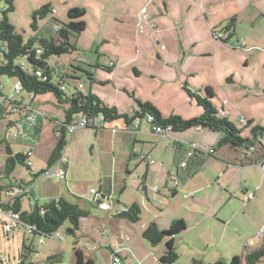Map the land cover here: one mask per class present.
Segmentation results:
<instances>
[{
	"label": "crops",
	"instance_id": "1",
	"mask_svg": "<svg viewBox=\"0 0 264 264\" xmlns=\"http://www.w3.org/2000/svg\"><path fill=\"white\" fill-rule=\"evenodd\" d=\"M257 1L104 0L101 4L91 0L86 4L93 6L95 18L89 17L88 9L84 8L83 19L87 26L78 35L77 43H84L83 39L94 40V48L96 40L103 42L98 48V61L91 66L104 78L87 69L93 78H98V82L104 85L113 80L127 91V95L132 93L141 100L152 102L164 116L178 114L190 119L202 114L203 107L189 96L184 86L192 94L203 96L210 87L214 93L211 102L218 110L222 107L229 110L225 117L230 121L236 124L238 115H244L247 127L252 126V130L264 128V27L261 31L256 27L264 10L257 11ZM80 7L71 2L68 11ZM144 7L148 22L156 27L149 30L145 26L142 33L137 26V16ZM247 21L252 27L241 32L240 25ZM255 29L258 33L253 32ZM216 30L227 31L231 43L215 39L213 32ZM91 31L95 32L94 35L86 37L92 34ZM241 39L244 46L239 45ZM87 58L93 62L89 56ZM81 59L78 57L79 61ZM76 65L83 68L81 64ZM61 66L66 68L64 64ZM13 90L14 85L9 88L10 92ZM92 93L106 104L116 106L120 113L131 115L138 110L134 99L120 97L121 91L116 92L115 97L106 91L102 96L95 89ZM16 95L31 107L28 96L18 92ZM41 111L45 112V109H32L31 113L36 115L37 126L43 128L45 115ZM54 116L58 118V113ZM249 121L251 123H247ZM13 122L15 125L17 121ZM93 130L98 139H104V147L112 154V166L117 175H112L109 187L104 177V184L101 183L98 192L111 197L114 206L110 211L102 210L91 191L88 204L75 201L89 211V215L81 220L82 228L94 226L97 221L104 224V220L109 221L120 206L136 202L142 209L140 221L131 229L136 238L128 235L125 238L126 243L134 240L143 248L142 258H138L136 264H143L146 258L143 252L148 250L139 235H143L152 221L161 229L168 228L175 220L185 222L186 229L175 237V243L179 258L190 259V264L213 263L227 260L232 255L240 256L244 262L250 252L264 247V236L250 241L264 225V210L261 213L259 208L260 204L264 207V178L257 162L261 152L244 157L242 149L234 152L233 147L226 144L216 147L211 156L193 158L186 167H181L179 163L184 160L186 151L192 150L193 143L202 149H210L221 139L222 132L192 127L185 131L171 129L160 135L152 130V125L142 123L135 128L123 119ZM31 135L39 142L42 140V131L38 128ZM253 137L251 131L247 138ZM143 156L153 158L155 163L149 164ZM64 163V177L67 179L69 162L64 160ZM133 173L137 174L136 177ZM14 181L1 184L8 186ZM156 185L157 191L153 189ZM251 192L253 198L247 199ZM132 193L136 195L134 199H131ZM53 198L56 197L46 200ZM33 199L39 203L36 192ZM251 201H255L254 204L251 205ZM23 208L27 209L24 205ZM253 210L256 215L252 225L249 219ZM107 234L103 229L102 235ZM126 243L111 238L110 263L116 255L123 258L125 264L126 256L132 252V247ZM260 264H264V260Z\"/></svg>",
	"mask_w": 264,
	"mask_h": 264
},
{
	"label": "rangeland",
	"instance_id": "2",
	"mask_svg": "<svg viewBox=\"0 0 264 264\" xmlns=\"http://www.w3.org/2000/svg\"><path fill=\"white\" fill-rule=\"evenodd\" d=\"M90 1L91 0H15V8L13 11L8 13V16L11 23L15 26L16 31L22 34L26 39L31 35L33 30L31 27L33 22V12L39 9L42 5L50 4L52 9L56 10L53 14H48L45 18L39 17V24L41 26L48 27L53 21L51 20L52 17L59 19L60 24H64L67 21L68 5L71 2L73 4L78 3V5H81L80 8L88 9L87 15H89V17H94L92 11V9H94L93 6L91 4H86L90 3ZM93 1L95 3H104V0ZM255 7L257 11H259L258 9L263 11L264 0H258ZM4 8L5 2L4 0H0V15L2 9ZM60 10L62 11L59 12ZM249 27H252V25L247 21L240 25V31H248ZM256 27L259 31H261L264 27V16L260 15L258 17ZM253 32H257L256 29ZM94 33L95 32H92V34L86 35V37L93 36ZM75 35L76 37L74 35L70 36V42L75 45L76 49H78L72 53L55 56L53 57L52 62H57L59 65L64 64L66 67L64 68L65 70L70 68L72 64H81L83 68L91 69L92 73H97L98 77L104 78L98 69L96 70L91 66L93 63L98 61V48L103 42H97L96 40L95 47L93 48L92 45L94 44V40L86 39L84 41L83 39L84 43L79 42V44L77 43L79 36L78 34ZM1 55L2 53L0 51V56ZM87 56H89L90 61L93 62H89L87 60ZM78 57H81L82 61H79ZM102 60L104 62V58H102ZM88 63L90 64L89 66ZM66 81L68 83L69 91L72 88V84L70 82H72L73 79L67 78ZM98 81V78L92 81L86 75L80 80L85 93L93 92L95 89V91H98V93L102 96H104V91H106L109 95L115 97L116 92L121 91L122 93L120 97L123 96L126 98L127 96V100L128 98L131 101L133 100V97L131 95H127V91L116 85L113 80L105 83V85L104 83ZM102 81L104 82V80ZM15 82L16 79L13 77L1 76L0 85L5 86L2 90V94L8 97V95L12 92L9 91V88L13 86ZM27 102L31 104V110L40 111L45 109V112L41 111L46 116L45 118L43 115L45 119L44 126L43 128L38 127V129L42 131V140L38 145L31 147L29 146L30 144L21 143L13 137L14 131L17 130L13 121H19L22 118L19 113H10V101L0 95V141L8 139L14 149L21 150L23 152L32 149L30 159L33 162V166L31 168L32 171L38 172L47 169V160L50 152L54 149L59 140V137L56 136L55 133L56 131L61 130V123L64 121L65 114L63 107H59L56 104L55 97L52 93L40 94L34 99L28 97ZM56 113H58V118L57 116H54ZM236 124L239 129H242L241 135L244 138H247V135L251 136L252 126L247 127L246 124H242L237 120ZM27 128V131H29V124H27ZM66 139L67 145L63 154L65 156V162H69V175L66 179L64 176L61 177L58 175L46 174L41 175L38 179H36L34 184L39 204H43L48 201L46 200L48 198H57L59 196H64L71 201L80 200L81 203L86 202L88 204L87 201L88 199H91L90 197L92 196L90 189L94 188L98 191L101 183L104 184V181L109 187L112 175L113 177L117 175L112 166L111 152L104 147V139H98L93 129H82L73 135L66 133ZM239 149L241 148L233 147L234 152L237 150L239 151ZM6 156L5 150L2 149L0 151V182L7 183L10 180L16 181V179H26L29 176V170L26 166L22 165H18L10 177L5 175L2 177V170L5 165ZM104 177L105 180L103 181ZM116 182L118 187V180H116ZM117 192L118 194L120 193L119 188H117ZM135 196V193H132L131 199H134ZM255 201H251L253 202L251 205L254 204ZM28 204L29 201L26 200L23 205L25 208H28ZM259 208L262 213V210H264L262 204H260ZM255 215L256 213L254 210L251 211L252 217L249 220L252 225L255 222V218H253ZM5 222L10 223L11 221L7 215L0 214V264H28L27 262L30 264H77L75 254V248L77 246L84 249L87 255L94 258L97 264H110L112 255V248H110L111 238L121 243L128 242L125 240L127 235L131 237L135 236L136 238L135 231L131 230L135 224L123 218L117 217L115 213L112 214L109 221L104 220V224L98 223L97 221L94 226L87 225L84 228L81 226L76 235L68 233L67 228L70 226V223L69 221H66L59 229L63 240L61 241L51 237H46L43 238L45 239L44 243H41V237L39 235H34L28 232L24 227L16 228L15 230L6 233L4 230ZM103 229L108 232L106 236L102 235ZM139 236L141 241L145 242L148 247L147 252H143L144 254L146 253V258L143 259V264H164L160 261V257L164 254V250L166 248L165 240L157 245H152L142 237L143 235ZM126 244L132 247V252L126 256L125 264L139 263L138 258H142L140 253H142L143 249L140 247V242L133 240ZM117 252H120L119 247L117 248ZM123 254L125 256L124 252ZM54 256H58L56 259L59 260L53 258ZM154 256L156 259H154ZM232 257L233 255L229 256L227 260H230ZM262 260H264V258ZM244 262H246V258H244ZM190 263V259L186 257L179 258L176 261V264Z\"/></svg>",
	"mask_w": 264,
	"mask_h": 264
},
{
	"label": "trees",
	"instance_id": "3",
	"mask_svg": "<svg viewBox=\"0 0 264 264\" xmlns=\"http://www.w3.org/2000/svg\"><path fill=\"white\" fill-rule=\"evenodd\" d=\"M4 2L5 8L2 9L0 15V51L2 53L0 56V77L8 76L15 78V83L20 87L18 94L26 95L31 99L40 94L52 93L56 104L59 107H63L65 112L64 121L61 123V135L59 136L57 145L49 156L48 167H52L62 156L67 145L65 126L79 113H83L92 119L93 122L98 117L103 116L106 125L120 119H123L127 125H130L134 119H143L146 115H151L154 123L161 126L171 125L174 131H185L192 127H202L222 132L221 139L212 147L214 151L216 147L226 144L243 149L250 141V138H244L241 135L242 129H239L233 121L220 115V112L210 100L214 96L210 87L206 88V94L203 96L192 94L187 86H184L189 96L195 98L198 105L203 107L202 114L190 119H185L178 114L164 116L152 102L141 100L132 93L130 95L136 102L138 110L131 115L120 113L116 106L106 104L92 92L85 93L83 91V85L80 82L83 76L86 75L90 80H95L89 70L75 64H72L70 68L65 70L57 62H52L55 56L72 53L77 50L75 45L70 42V36L74 35L76 37L75 34L80 35L85 31L87 23L83 19L85 14L84 8L69 9L68 19L64 24H60L59 19L52 17L51 20L53 21L48 27H45L39 24V17L45 18L48 14H53L54 11L50 4L42 5L33 12V22L31 24L33 30L31 35L25 39L22 34L16 31L15 26L9 20L8 13L14 10L15 0H4ZM55 24H59L60 29L55 30ZM111 63L114 65L113 62ZM102 67L104 68V66ZM67 78L73 79L70 82L72 88L69 91ZM0 95L10 101L11 105V100L2 94V90H0ZM22 103L24 104H22L16 113H19L20 117L24 118V116L30 113V105L25 102ZM89 128L97 129L94 124L89 126ZM261 131H264V128L256 127L252 130V133L255 135ZM2 149L5 150L7 155L2 170V177L3 175L10 177L18 165L27 167L29 175L33 177L32 183L44 174V170L38 172L32 171V168L28 166L30 158L23 151L14 149L8 139L0 141V151ZM5 187L0 182V192ZM33 196L34 194H31V199H33ZM120 207H127L128 210L120 214L115 212L117 217L131 223H136L140 220L142 209L138 203L134 202ZM3 209L19 212L23 227L25 228L27 225L34 227L35 230L32 234L39 235L41 238L51 237L54 232L59 231L66 221L70 223V226L67 228L68 233L76 235L80 230L82 218L89 215L88 210L64 196L50 199L43 204H39L34 200V207L32 209H24L20 201H16L12 206L6 204L3 206ZM185 229L186 224L183 220L173 221L166 229H161L157 222L152 221L144 229L143 237L152 245H157L165 240L166 250L160 257V261L164 264H173L180 257L175 237ZM75 254L77 264H97L81 248L76 247ZM57 257L54 256L53 258L56 259ZM263 258L264 247H261L248 254L245 264H260ZM208 264H244V262L240 256H233L230 260L221 259Z\"/></svg>",
	"mask_w": 264,
	"mask_h": 264
},
{
	"label": "built area",
	"instance_id": "4",
	"mask_svg": "<svg viewBox=\"0 0 264 264\" xmlns=\"http://www.w3.org/2000/svg\"><path fill=\"white\" fill-rule=\"evenodd\" d=\"M53 11L55 12L56 10L53 9ZM137 26L140 32L142 33L145 32V26H147L149 30L154 29L156 27V24L148 22V14H147V9L145 7L142 8L141 11L138 13ZM54 29L55 30L60 29V25L55 24ZM213 35H214V38L217 40H223V41L230 42V43L232 41L230 34L224 30H221V31L216 30L213 32ZM239 42H240L239 44L240 46L245 45L243 39H241ZM0 90H3L2 85H0ZM14 90L17 92L20 90V87L17 83L14 84ZM15 91H13L12 93L8 95V98L11 100L10 113L17 112L21 108L22 104H24L22 103L24 101L16 95ZM29 110H30V113L26 117L16 122L15 127L17 128V130L14 131L13 137L17 139L18 141H20L21 143H24V144L28 143L30 144L29 146L34 147L35 145L39 143V139L36 136L32 137L31 133L33 130H36L38 126H37V122L35 119L36 115L34 113H31L30 107H29ZM218 111L220 112L221 116H225L226 114L229 113V110L223 107ZM238 121L242 124H246L247 120L244 115H238ZM142 123H147L149 125H152V130H154V132L160 135H165L168 131L172 129L171 125L161 126V125L154 123V119L151 115H146V117H144L143 119L137 118L132 121V125H134L135 128H139ZM27 124H29V131H27L28 129ZM92 124H94V126H96L97 128L106 127V123H105L103 116L98 117L93 122L92 119L88 118L83 113H79L72 119V121H70L65 126V130H66V133L73 135L82 129L88 128ZM111 130L114 132L116 131V128H111ZM61 131L62 130L56 131L55 133L56 136L59 137L61 135ZM246 145L247 146H245L242 149V153L244 157H251L256 152L262 153L260 159L257 162L260 164L262 168L263 178H264V131H261L255 134L254 137L251 138L250 141ZM24 153L30 158L32 154V149L24 151ZM213 153H214V149L212 147L210 149H202L197 144L193 143L192 150L186 151L185 158L179 163V165L181 167H186L189 160L193 158H204L207 156H211ZM143 158H145V156H143ZM145 160H147L149 164L155 163V160L151 157L145 158ZM28 166L29 167L33 166V162L31 161V159L28 160ZM64 166H65L64 154H62L59 160L52 167L48 168L47 170H44L45 172L43 175L51 174V175H58V176L63 177L65 176V173H66ZM136 175H137L136 173H133V177H136ZM32 179L33 177L29 175L26 179L16 180L15 182L6 186L0 192V214L7 215L11 221L10 223H6V222L4 223V230L6 233H8L9 231L15 230L16 228L23 227V223L20 220L19 212H14L13 210H10V209L5 210L3 209V206L6 204H8V206L9 205L12 206L16 201H20L22 204H24V202L28 200L29 204H28L27 209H32L34 207V200L31 199V194H34L36 190L35 184L32 183ZM153 189L157 191L158 186L156 185ZM90 191L92 194H94V197L96 198V201L98 202L99 208H101L102 210H106V211L107 210L110 211L113 208L114 202L111 197L101 195L94 188L91 189ZM253 196H254V193L251 192L248 194L247 199H251L253 198ZM127 210H128L127 207H119L116 210V213L120 214L122 212H126ZM25 229L30 233H32L35 230V228L30 225H27ZM263 236H264V225L261 226V228L256 232L253 238L250 239V241L262 238ZM43 238L44 237L41 238V243L45 242V239ZM51 238L58 239L61 241L63 240V237L61 236L59 231L54 232L51 235ZM123 262L124 261L120 256L115 255L112 258L110 264H123Z\"/></svg>",
	"mask_w": 264,
	"mask_h": 264
},
{
	"label": "water",
	"instance_id": "5",
	"mask_svg": "<svg viewBox=\"0 0 264 264\" xmlns=\"http://www.w3.org/2000/svg\"><path fill=\"white\" fill-rule=\"evenodd\" d=\"M113 250L111 249V252H112Z\"/></svg>",
	"mask_w": 264,
	"mask_h": 264
}]
</instances>
